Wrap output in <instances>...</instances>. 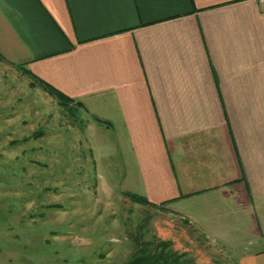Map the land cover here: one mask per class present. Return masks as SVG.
Segmentation results:
<instances>
[{
    "label": "crops",
    "instance_id": "crops-1",
    "mask_svg": "<svg viewBox=\"0 0 264 264\" xmlns=\"http://www.w3.org/2000/svg\"><path fill=\"white\" fill-rule=\"evenodd\" d=\"M0 52L127 145L131 194L264 264V2L0 0Z\"/></svg>",
    "mask_w": 264,
    "mask_h": 264
},
{
    "label": "rangeland",
    "instance_id": "rangeland-1",
    "mask_svg": "<svg viewBox=\"0 0 264 264\" xmlns=\"http://www.w3.org/2000/svg\"><path fill=\"white\" fill-rule=\"evenodd\" d=\"M129 154L79 103L0 52V264H127L140 252L175 264L241 257V239L207 245L199 224L127 196L136 194Z\"/></svg>",
    "mask_w": 264,
    "mask_h": 264
},
{
    "label": "trees",
    "instance_id": "trees-1",
    "mask_svg": "<svg viewBox=\"0 0 264 264\" xmlns=\"http://www.w3.org/2000/svg\"><path fill=\"white\" fill-rule=\"evenodd\" d=\"M41 83L44 84V86L52 93L54 96L63 98L66 101L71 102L72 99L69 97L65 96L64 94L60 93L58 90L53 88L52 86L48 85L47 83L41 81ZM127 196H130V198L134 199L137 202H141L143 204H148V205H153L148 203L145 199L141 198L140 196L133 195V194H128ZM167 203V202H166ZM156 208H161V205H153ZM127 264H175V260L171 256L164 255L163 253H145V252H140L137 254L136 257L132 258L130 261L127 262Z\"/></svg>",
    "mask_w": 264,
    "mask_h": 264
},
{
    "label": "built area",
    "instance_id": "built-area-1",
    "mask_svg": "<svg viewBox=\"0 0 264 264\" xmlns=\"http://www.w3.org/2000/svg\"><path fill=\"white\" fill-rule=\"evenodd\" d=\"M261 2H264V0H260Z\"/></svg>",
    "mask_w": 264,
    "mask_h": 264
}]
</instances>
